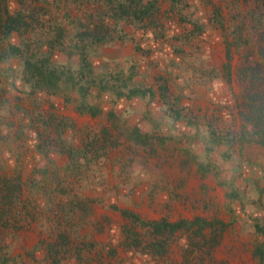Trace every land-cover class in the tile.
<instances>
[{
    "label": "rangeland",
    "instance_id": "374dc122",
    "mask_svg": "<svg viewBox=\"0 0 264 264\" xmlns=\"http://www.w3.org/2000/svg\"><path fill=\"white\" fill-rule=\"evenodd\" d=\"M166 1L0 0V264H264V145L242 76L261 70L264 95V0ZM175 13L203 35L166 37ZM129 32L136 55L153 35L176 53L159 95L174 123L210 131L201 173L116 113L158 83L143 57L98 59Z\"/></svg>",
    "mask_w": 264,
    "mask_h": 264
},
{
    "label": "crops",
    "instance_id": "0c3cea01",
    "mask_svg": "<svg viewBox=\"0 0 264 264\" xmlns=\"http://www.w3.org/2000/svg\"><path fill=\"white\" fill-rule=\"evenodd\" d=\"M35 1L51 3L57 2V0ZM147 1L148 0H143V2L145 3ZM166 4L171 5L172 0H167ZM175 15V20L169 16L166 17V15L164 16L166 18L163 17V19H161V22H167L163 27L166 37H176L181 34L184 36L203 35V33H199L197 31L196 25H193L194 23H180V21H182L180 19V16L177 13H175ZM46 28L51 33H54L49 36L50 38L54 37V35L58 32L64 35L65 32L71 30L76 31V28H74L73 25L70 28L58 25H52ZM157 28L160 29V27ZM12 31V35L16 33L20 34V30H18L17 28L12 29ZM125 35L126 39L119 40L118 43L112 45L109 55H107L104 51H99L100 54L97 57L98 59H100V62H107L112 60L116 63H124L125 61L127 62L135 59V57H143L140 53L138 55L135 54V48L142 52V50L139 49L137 45H135L136 41L134 38L137 36V34H134V32H129ZM155 37H158L159 39L160 36H151L152 40L150 41V43L152 45L148 52L149 54L147 55L146 53L145 57H143L144 60L142 61V64H144V68L147 67L149 69L157 71L154 75L157 77L156 81H158V83L155 85V88L153 87V100L151 99L152 97L149 96V93L151 92L150 90H148L146 93H144L143 91L132 96H121L117 101L120 109L117 110L116 113L118 115H121V117L124 118L127 123H129V133L131 134V132H133L131 136L132 140H134V133H136L147 135L150 134L153 135L155 139L160 138V140L166 139V142H175V144H178L179 146L180 150L177 149L179 150V153H183L184 155V160L180 161V167L182 168V163H189L191 165V161L193 160L195 163L192 162V165H197L195 171L197 170V172L201 173V165L205 167V161L200 158L201 155L207 154L208 156H210V152L208 153L207 149L205 148L207 146V135L210 131L207 129H201V131L198 132L197 127L193 126L190 123H187L186 121H182V124L183 122L184 124L182 126H179V124L181 123L180 121H175L174 123V121L172 120L175 117L174 113L165 111V103L159 95V86L164 80L168 82L169 79H166V76L167 78L172 77L171 74L174 73L173 71L179 69L181 64L179 65V60L176 56V53L172 52V49L166 50L165 47L161 48V46L158 45V43L160 44V42H158V39L153 40V38ZM189 64L190 61L188 63H185V67H188ZM167 71H172L170 73V76L169 74H166ZM150 78L152 79V77ZM177 104L178 102H175V105ZM158 122H160V125H158ZM176 165H179V161L176 163ZM180 173L182 175V173L184 172Z\"/></svg>",
    "mask_w": 264,
    "mask_h": 264
},
{
    "label": "trees",
    "instance_id": "16d2710c",
    "mask_svg": "<svg viewBox=\"0 0 264 264\" xmlns=\"http://www.w3.org/2000/svg\"><path fill=\"white\" fill-rule=\"evenodd\" d=\"M263 69V67L261 68ZM243 79L249 84L245 96V118L252 121L259 142L264 145V95L258 89L257 82L261 80V70H255L252 66L242 68Z\"/></svg>",
    "mask_w": 264,
    "mask_h": 264
}]
</instances>
